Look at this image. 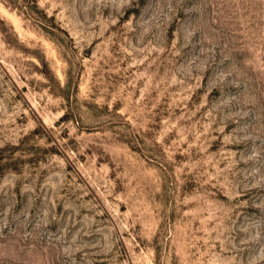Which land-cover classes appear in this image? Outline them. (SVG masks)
Listing matches in <instances>:
<instances>
[{
	"label": "clouds",
	"instance_id": "obj_1",
	"mask_svg": "<svg viewBox=\"0 0 264 264\" xmlns=\"http://www.w3.org/2000/svg\"><path fill=\"white\" fill-rule=\"evenodd\" d=\"M0 153V264H264V0H0Z\"/></svg>",
	"mask_w": 264,
	"mask_h": 264
},
{
	"label": "rangeland",
	"instance_id": "obj_2",
	"mask_svg": "<svg viewBox=\"0 0 264 264\" xmlns=\"http://www.w3.org/2000/svg\"><path fill=\"white\" fill-rule=\"evenodd\" d=\"M10 20L12 21L13 24H15L17 26V29L19 30V21L15 17H10ZM21 34L23 35V33H21ZM29 36H31V34H29ZM81 75H83V73H81ZM77 91H78V93H83L85 91V85H82L79 82H77ZM59 99H60V97H57V96L52 97L53 103H55ZM85 103H87V101H85ZM129 127H131V125H129ZM128 138L132 139L131 137H128ZM135 140H139V144L135 145L136 147H139L141 144L144 143V141L140 140L139 137H136ZM121 149H122L121 138L118 136L116 138V142L112 145V150L116 153H119V152H121ZM161 152H163V149H161ZM16 159H19V157H17ZM8 163H15V161L11 159V155L0 153V167H3ZM121 208L124 211H127L126 206L121 205Z\"/></svg>",
	"mask_w": 264,
	"mask_h": 264
}]
</instances>
